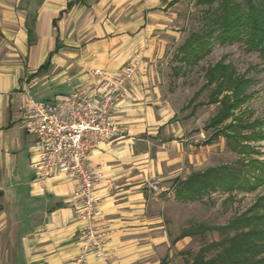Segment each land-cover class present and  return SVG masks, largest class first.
<instances>
[{"label": "crops", "instance_id": "crops-1", "mask_svg": "<svg viewBox=\"0 0 264 264\" xmlns=\"http://www.w3.org/2000/svg\"><path fill=\"white\" fill-rule=\"evenodd\" d=\"M105 3L0 0V264H75L82 221L70 203L74 182L62 175L34 179L29 164L34 136L20 125L18 106L26 91L52 101L85 80L90 69L115 72L122 66L143 28L132 37L110 34L112 24L95 19ZM149 13L145 8L142 15ZM160 102L155 83L132 82L114 112L121 137L90 155V166L100 174L95 190L100 216L110 232L105 258L88 256L84 264H152L153 248L166 254L183 239L169 242L151 214V179L167 191L176 178L201 169L182 174L176 134L158 139L152 151L151 140L169 126L174 130L167 124L174 115L163 120Z\"/></svg>", "mask_w": 264, "mask_h": 264}, {"label": "rangeland", "instance_id": "rangeland-1", "mask_svg": "<svg viewBox=\"0 0 264 264\" xmlns=\"http://www.w3.org/2000/svg\"><path fill=\"white\" fill-rule=\"evenodd\" d=\"M41 1L33 0V3ZM53 1L58 4L63 0ZM95 1L97 0H85L86 7H90ZM166 1L106 0L103 7L97 11L95 19L109 21L112 24L109 26L110 34L115 35L126 34L132 37L143 28L137 34L138 41L127 48L123 63L135 53L139 54L144 71L138 74L134 82L155 83L161 100L156 108L163 114V120L171 114L174 115L172 121L167 123H173L174 130L169 126L166 131L155 137L156 140H151L152 151L160 145L158 139L176 134L172 135L175 139L173 144L181 152L183 175H187V172L194 168L202 169L225 162L235 164L241 155L227 148L223 135L214 138L211 144H204L212 133L215 134L219 128L233 121L230 116L219 125L208 126L210 118L220 108V101L207 102L214 84L204 87L207 80L205 70L207 66L220 61L231 64L236 76L249 79V85L243 90L247 98L233 110V114L242 113L248 122L262 121L261 125L242 129V132L248 135L251 131L258 130L264 134V55L247 49L238 41L224 44L214 41L201 59L185 64L181 59L179 46L184 43L190 32L200 30L205 21L202 12L206 3L200 0H177L173 4H167ZM153 5V9H147V6ZM145 8L147 13L150 12L147 16L142 15ZM37 96L40 97V94ZM192 97L193 102L186 105ZM244 143L249 145V150H245L243 161L253 158L264 163V137H250ZM152 180L151 183L156 182ZM155 185L156 189L150 187L148 192L149 208L151 214L159 219L158 224L163 226L161 231L166 232L169 242L191 225L227 223L230 217L248 208L258 195L264 194L263 182L254 191H233V199H226L225 192L215 191L203 196L201 200L186 201L175 198L174 183L170 184L171 187L167 191H161L157 182ZM222 236L223 233L217 231L187 236L177 245H172L166 254L153 248L150 253L151 263L163 264L160 260L164 258V264H185L202 245ZM155 260L158 261L153 263Z\"/></svg>", "mask_w": 264, "mask_h": 264}, {"label": "trees", "instance_id": "trees-1", "mask_svg": "<svg viewBox=\"0 0 264 264\" xmlns=\"http://www.w3.org/2000/svg\"><path fill=\"white\" fill-rule=\"evenodd\" d=\"M200 1L206 3L202 12L205 21L200 30L190 32L184 43L179 46L181 59L185 64L201 59L214 41L220 44L238 41L247 49L264 55V0ZM175 2L177 0H171L169 3ZM71 3L69 1L68 6ZM214 34L216 35L213 38ZM47 65L48 61L39 69ZM205 77L207 80L204 87L214 84L207 102L220 101V108L210 118L208 126L219 125L230 116L233 121L219 128L215 134L212 133L204 144H210L214 138L223 135L227 148L241 156L235 164L225 162L210 165L190 172L185 178H176L173 182L174 196L180 200H201L203 196L215 191L225 192L226 199H233V191H254L264 182V163L253 158L243 161L242 158L249 150V145L244 143L246 139L264 137L258 130L247 135L242 129L261 125L262 121L248 122L242 113L233 114V110L247 98L243 90L249 85V79L236 76L231 64L220 61L207 66ZM193 99L194 97L186 105L191 104ZM207 231H217L223 233V236L202 245L185 264H264V194L258 195L248 208L230 217L227 223L191 225L182 230L172 243Z\"/></svg>", "mask_w": 264, "mask_h": 264}, {"label": "built area", "instance_id": "built-area-1", "mask_svg": "<svg viewBox=\"0 0 264 264\" xmlns=\"http://www.w3.org/2000/svg\"><path fill=\"white\" fill-rule=\"evenodd\" d=\"M143 71L135 53L115 72L90 69L85 80L52 101L36 100L26 91L25 102L18 106L20 125L34 136L29 162L34 179L62 175L74 182L70 203L82 221L75 264H84L88 256L105 258L110 230L100 216L95 195L100 174L90 166V155L100 144L121 137L115 108ZM155 184H150L154 190Z\"/></svg>", "mask_w": 264, "mask_h": 264}]
</instances>
